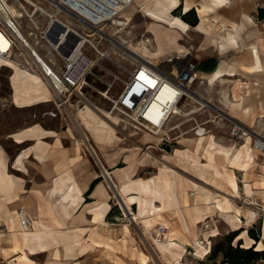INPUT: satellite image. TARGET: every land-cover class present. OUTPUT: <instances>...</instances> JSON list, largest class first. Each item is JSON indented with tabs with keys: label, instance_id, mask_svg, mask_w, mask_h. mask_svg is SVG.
Instances as JSON below:
<instances>
[{
	"label": "crops",
	"instance_id": "obj_1",
	"mask_svg": "<svg viewBox=\"0 0 264 264\" xmlns=\"http://www.w3.org/2000/svg\"><path fill=\"white\" fill-rule=\"evenodd\" d=\"M138 2L153 21L148 31L160 42L159 58L190 53L204 86L196 90L211 110L264 137V0ZM33 41L28 46L43 68L60 74L59 57ZM6 47L2 36L0 49ZM1 66L11 70L10 104L28 119L0 135V264H203L206 248L196 240L221 231L264 246V153L250 140H232L217 116L170 150L161 142L166 133L145 132L139 141L131 131L123 140L112 116L75 101L59 104L32 60L15 54L12 62L0 58ZM50 102L44 119H34L36 108ZM68 109L87 142L69 124ZM256 223L258 241L247 231Z\"/></svg>",
	"mask_w": 264,
	"mask_h": 264
},
{
	"label": "built area",
	"instance_id": "obj_2",
	"mask_svg": "<svg viewBox=\"0 0 264 264\" xmlns=\"http://www.w3.org/2000/svg\"><path fill=\"white\" fill-rule=\"evenodd\" d=\"M15 1L19 12L13 13L8 8L7 0H0V31L10 41V46L6 51L0 52V56L13 60L18 50L17 42L24 46L21 43L24 39L19 35L22 31L19 19L24 15L33 29L30 34L33 36L36 32L63 63L60 74L50 69L44 71L47 85L59 104L71 102L70 99L75 97L78 102L89 105L102 115H120L122 130L131 126L155 136L170 130L174 116H190L213 108L211 102L196 90L200 80L196 64L188 54H175L158 59L146 58L111 38L109 27L115 24L135 0ZM37 15L39 16L36 17ZM139 44L141 47L151 48L152 38L144 34ZM87 47L91 50V55L86 52ZM116 52L131 62L129 68L116 63L125 73V78L110 71L108 80L95 74V67L105 69L99 62L111 59V54ZM29 57L40 67L33 56ZM141 75L145 79H141ZM88 77L102 82L105 89L98 90ZM54 79L61 83L60 89L55 88ZM118 81L122 84L120 89L115 96L109 95L110 89ZM85 87L109 102V108L105 109L90 101L83 93ZM160 96L166 99V103H160ZM228 136L236 142H244L246 138H250L252 148L264 153V137L256 135L239 122L231 121ZM163 139L162 137L161 141L165 140ZM18 217L22 228L27 229L30 222L23 208L18 209ZM158 231L164 238L162 225L158 227ZM199 241L203 243V240Z\"/></svg>",
	"mask_w": 264,
	"mask_h": 264
},
{
	"label": "rangeland",
	"instance_id": "obj_3",
	"mask_svg": "<svg viewBox=\"0 0 264 264\" xmlns=\"http://www.w3.org/2000/svg\"><path fill=\"white\" fill-rule=\"evenodd\" d=\"M33 1H37V0H33ZM7 3L9 5H14V9L16 12H19V8L17 7L16 1L15 0H7ZM138 0L136 2H134V4L131 6V8H129L128 10H126L122 16L119 18V20L123 21L125 20L126 17H130L131 19L129 21L124 22V24L120 25H112L109 27V32L111 33V38L118 44H120L121 46H128L130 47L131 50H134L133 48H131V46L129 45H133V46H138L140 40L142 39V36L145 34L147 36H151V38H153V34H151L150 31H148V27L150 26V24L153 22L151 21L149 18H147V16H145L144 13H142L141 10H139L138 8ZM27 8V7H26ZM39 15H37L36 17H38ZM192 17V14L189 15V18ZM63 19V18H62ZM42 20V19H41ZM19 24L21 25L20 27H22V31L20 32V37L24 40H27V42L32 43V41L37 44L38 46H47L45 41L40 39L38 37V34L35 32L34 34L36 35H31L30 34V25L29 22L27 20V18L22 15L19 19ZM24 34L23 36H21V34ZM2 38V36L0 35V39ZM156 39V36H155ZM158 40V39H157ZM24 44V46L22 47L21 44H19V42H17V47L18 50L16 51L17 55H19L21 57V59L26 60L28 59L29 61H31L29 55L27 54V51L24 47L25 46V42H21ZM108 44V43H107ZM106 45V42L105 44ZM153 46V42L151 47ZM27 48V47H26ZM86 52L88 54H92L91 50L88 49V47L86 48ZM134 52H138L137 50H134ZM55 56H57L54 52H52ZM181 55L182 52H178V51H174L173 53H171V55ZM15 55L13 56L14 59ZM59 57V56H57ZM188 57L190 59H193V57L191 56L190 53H188ZM111 59H103L101 60L99 63L108 71H106L105 69H101L99 66L94 68V73L97 74L98 76H100L101 78L108 80L110 78L109 76V71L110 72H115L117 73L121 78H125V73L123 72L122 69H119L116 65V63H120L123 67L129 68L131 66V62L129 60H127L126 58H123L121 56V54H119V52L116 53H112L111 54ZM61 67L63 68V63L61 61V59L59 58ZM62 71V70H61ZM10 73L11 70L5 66H1L0 67V135H2L3 133H7L9 131H11L14 127L18 126V125H22L24 124L27 119H28V114L26 113V111H18L15 110L12 105L10 104V86L8 83V78L10 77ZM90 82H93L94 85L98 88V90L103 91L105 89V85L100 82V81H95L93 78L88 77L87 78ZM121 82L118 81L114 84V86L110 89L109 91V95L115 96V94L118 92V90L121 87ZM198 85H196V89H198ZM199 89L203 88V85H199ZM47 87L49 88V86L47 85ZM50 89V88H49ZM198 89V90H199ZM51 90V89H50ZM52 91V90H51ZM83 93L84 95L92 102H95L97 104H99L101 107L107 109L109 108L110 104L109 102L105 101L98 93L93 92L90 88L85 87L83 88ZM56 101L58 102L56 96H55ZM70 101L73 103L74 101L77 102V106L82 107L85 105V103L83 102H78L77 99L75 97H72L70 99ZM53 106V102L48 103L46 105H41L38 106L35 110L36 116H34V119H44V116L42 115V112L45 111H50L52 109ZM210 112V113H209ZM207 113V116H206ZM65 114L67 117V120L69 122V124L74 128L75 133L77 134V136L82 139L83 141L87 142V139H85L80 130L76 127V124L74 122V120L71 118L72 117V113L71 111L65 110ZM210 116H209V115ZM211 116H217L216 119L220 120L223 124H227L228 127L230 126L231 123L228 122V120L226 119V117H224L223 115H218L214 110L208 109V111H199L196 112L194 114H191L190 116H183V115H177L174 116L173 119L171 120V126H170V130L166 133L163 134V139L164 141H161L162 143H165L168 146V150H170L173 145H175V141H177L178 137H181L183 135H185V133L189 130H191L193 127H196L197 125H200L201 123L204 122L205 119L210 118ZM112 117L114 118L113 124L114 126L117 128L119 135L122 137V139L124 140H128L127 138H124L123 135H126L127 132H131V131H135L136 132V136L135 138H137L139 141H142L143 138L145 137V132L135 129L133 127H128L126 130H122L121 129V119H120V115L115 114L112 115ZM119 117V118H118ZM116 119L118 120V122H115ZM212 119H214L212 117ZM134 129V130H133ZM137 130V131H136ZM8 147L9 150H13V145H11L9 142L5 143ZM116 212V211H115ZM131 217V215H130ZM128 220H130L131 225L132 224H136L134 219L129 218L128 216ZM203 225L204 222H201L200 225ZM160 226V225H159ZM158 226V227H159ZM204 226H207L204 224ZM255 230L254 231H259L260 232V225L258 223L253 224L252 225ZM259 227V228H258ZM133 232L137 235V236H141L139 234V229L137 227H132ZM158 229V228H157ZM247 229V231L249 230ZM231 232H227L224 233L223 231H221L220 233L217 232V235H215L212 238L209 239H204L203 236H200V238L198 240H203L202 245L205 246L206 248V253L204 256V262L203 264H212V263H216V264H220L221 260H222V256L221 253H218L217 256L209 261L207 259V257L210 255V253L212 252L213 248H226L228 245L230 246H237L238 245V241L239 239L237 238V236H235L234 238H232L230 241L227 240V237H230ZM158 241L164 240L163 235L160 234L159 231H157L155 233V239H158ZM143 247H146V250L150 253L153 254L154 251L151 248V245H149L148 243L144 245L141 244ZM240 247H250L252 246L250 241H246L244 242V240H241V244L239 245ZM253 249L255 250V248H262L264 249V246L262 245H253ZM259 249V250H262ZM20 261H15L14 264H21L19 263ZM249 264H264V258H261L257 261H250Z\"/></svg>",
	"mask_w": 264,
	"mask_h": 264
},
{
	"label": "trees",
	"instance_id": "obj_4",
	"mask_svg": "<svg viewBox=\"0 0 264 264\" xmlns=\"http://www.w3.org/2000/svg\"><path fill=\"white\" fill-rule=\"evenodd\" d=\"M190 23H195L191 21ZM168 149V148H166ZM259 228V227H258ZM254 228L248 230V234L255 241L259 240L258 234L259 231H254ZM236 232H231L230 237H227V240L230 241L236 236ZM241 240L238 241L237 246L228 245L226 248H213L210 255L207 257L209 261L213 260L218 253H221L222 260L220 264H249L250 261H257L261 258H264V249L257 250L253 249V245L250 247H240ZM212 264H216L215 262Z\"/></svg>",
	"mask_w": 264,
	"mask_h": 264
},
{
	"label": "bare ground",
	"instance_id": "obj_5",
	"mask_svg": "<svg viewBox=\"0 0 264 264\" xmlns=\"http://www.w3.org/2000/svg\"><path fill=\"white\" fill-rule=\"evenodd\" d=\"M137 1V0H136ZM214 1V0H213ZM134 4V3H133ZM133 4H131V6L133 5ZM131 6H129L126 10H128L129 8H131ZM8 8L10 9V5H8ZM11 10V9H10ZM125 10V11H126ZM124 11V12H125ZM11 12H12V10H11ZM123 12V13H124ZM131 18L130 17H126L125 18V20H123V21H121V20H116L114 23H115V25H120L121 26V24H124V22H126V21H129ZM179 21V23L180 24H182L183 26H185V24L184 23H182L180 20H178ZM0 35H2L4 38H5V41H6V43H7V47L5 48V49H0V52H4V51H6L7 50V48L10 46V41H9V39H8V37L5 35V34H3L1 31H0ZM20 35V34H19ZM151 37V36H150ZM23 38V37H22ZM24 42H25V46L27 47L26 49L28 50V54L29 55H31V57L33 56V59L35 60V61H37L38 62V64H40V62L42 63V61H41V59L39 58V56L38 55H36L35 54V52L31 49V48H29V46H28V42H27V40H24ZM152 42H153V44H154V47L152 46L151 48H149V47H147V46H140V44H138V46H133V45H129V46H131V48H133L134 50H137L140 54H141V56H143V57H146V58H151V59H158L160 56H161V54H163L162 53V47H161V45H160V42L157 40V41H155V37L153 36V38H152ZM128 47V46H127ZM130 48V47H129ZM32 51H33V53H32ZM179 51H181V50H179ZM182 54H184L183 52H182ZM0 58L1 59H3V60H7V61H13V60H11V59H9V58H3V57H1L0 56ZM15 64L17 65V66H20L17 62H15ZM40 67H41V70H44V71H48V70H45L44 68H43V66H42V64H40ZM216 73V72H215ZM51 74V73H50ZM218 74V73H217ZM216 74V76H218ZM214 75V74H213ZM221 75V74H220ZM215 79V78H214ZM54 85H55V88L56 89H60V87H61V83L57 80V79H54ZM166 92V89L164 88L163 89V93H165ZM159 98V100H160V103H166V99L164 98V97H162V96H160V97H158ZM106 115H109V114H107L106 113ZM109 116H112V115H109ZM199 132V131H198ZM250 140V138H246V141H249ZM251 160V159H250ZM241 166H244V164L243 165H241ZM131 219H134L133 217H132V214H131V217H130ZM196 243H197V246H200L201 247V245H202V243L199 241V240H196ZM255 249H257V250H259V249H262V248H255ZM141 260H142V263L143 262H145L146 261V256H144V255H142L141 256ZM146 263V262H145Z\"/></svg>",
	"mask_w": 264,
	"mask_h": 264
},
{
	"label": "snow or ice",
	"instance_id": "obj_6",
	"mask_svg": "<svg viewBox=\"0 0 264 264\" xmlns=\"http://www.w3.org/2000/svg\"><path fill=\"white\" fill-rule=\"evenodd\" d=\"M141 79H145L143 75H141ZM148 83H151V81H147Z\"/></svg>",
	"mask_w": 264,
	"mask_h": 264
}]
</instances>
